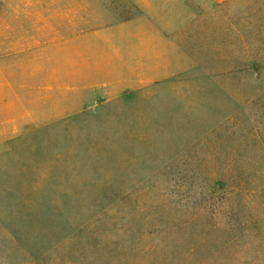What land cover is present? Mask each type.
<instances>
[{
  "label": "rangeland",
  "instance_id": "rangeland-1",
  "mask_svg": "<svg viewBox=\"0 0 264 264\" xmlns=\"http://www.w3.org/2000/svg\"><path fill=\"white\" fill-rule=\"evenodd\" d=\"M138 13L0 0V264H264V0H190L168 78L61 77L60 41Z\"/></svg>",
  "mask_w": 264,
  "mask_h": 264
},
{
  "label": "crops",
  "instance_id": "crops-1",
  "mask_svg": "<svg viewBox=\"0 0 264 264\" xmlns=\"http://www.w3.org/2000/svg\"><path fill=\"white\" fill-rule=\"evenodd\" d=\"M126 1L139 11L136 16L60 41L61 77L91 81L92 72H102L103 78L109 75L117 80V88L131 89L171 76L172 63L179 55L177 33L189 23L190 0ZM79 103L68 109L82 110L85 103ZM1 127L6 135L17 128L11 119Z\"/></svg>",
  "mask_w": 264,
  "mask_h": 264
}]
</instances>
